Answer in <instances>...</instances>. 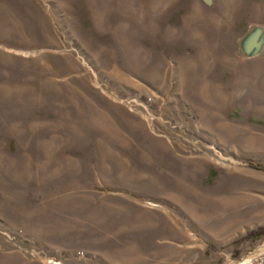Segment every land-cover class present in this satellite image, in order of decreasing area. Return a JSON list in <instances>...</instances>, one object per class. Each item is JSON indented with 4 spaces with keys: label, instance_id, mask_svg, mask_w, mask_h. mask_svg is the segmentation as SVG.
Wrapping results in <instances>:
<instances>
[{
    "label": "rangeland",
    "instance_id": "374dc122",
    "mask_svg": "<svg viewBox=\"0 0 264 264\" xmlns=\"http://www.w3.org/2000/svg\"><path fill=\"white\" fill-rule=\"evenodd\" d=\"M264 0H0V264H264Z\"/></svg>",
    "mask_w": 264,
    "mask_h": 264
},
{
    "label": "trees",
    "instance_id": "16d2710c",
    "mask_svg": "<svg viewBox=\"0 0 264 264\" xmlns=\"http://www.w3.org/2000/svg\"><path fill=\"white\" fill-rule=\"evenodd\" d=\"M246 236L248 238H253V239L260 238V237L264 236V228H258L254 231H251Z\"/></svg>",
    "mask_w": 264,
    "mask_h": 264
}]
</instances>
